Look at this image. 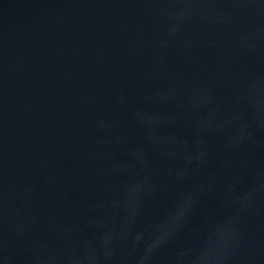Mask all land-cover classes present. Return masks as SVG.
Masks as SVG:
<instances>
[{"label": "water", "instance_id": "1", "mask_svg": "<svg viewBox=\"0 0 264 264\" xmlns=\"http://www.w3.org/2000/svg\"><path fill=\"white\" fill-rule=\"evenodd\" d=\"M0 264H264V0H0Z\"/></svg>", "mask_w": 264, "mask_h": 264}]
</instances>
